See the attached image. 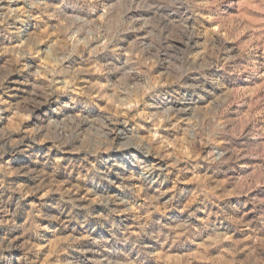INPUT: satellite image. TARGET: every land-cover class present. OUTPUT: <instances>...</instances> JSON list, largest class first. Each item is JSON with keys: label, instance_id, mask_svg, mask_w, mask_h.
I'll return each instance as SVG.
<instances>
[{"label": "rangeland", "instance_id": "374dc122", "mask_svg": "<svg viewBox=\"0 0 264 264\" xmlns=\"http://www.w3.org/2000/svg\"><path fill=\"white\" fill-rule=\"evenodd\" d=\"M0 264H264V0H0Z\"/></svg>", "mask_w": 264, "mask_h": 264}]
</instances>
